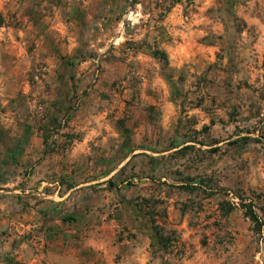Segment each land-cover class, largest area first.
Returning <instances> with one entry per match:
<instances>
[{
    "label": "rangeland",
    "instance_id": "374dc122",
    "mask_svg": "<svg viewBox=\"0 0 264 264\" xmlns=\"http://www.w3.org/2000/svg\"><path fill=\"white\" fill-rule=\"evenodd\" d=\"M1 183L0 264H264V0H0Z\"/></svg>",
    "mask_w": 264,
    "mask_h": 264
},
{
    "label": "trees",
    "instance_id": "16d2710c",
    "mask_svg": "<svg viewBox=\"0 0 264 264\" xmlns=\"http://www.w3.org/2000/svg\"><path fill=\"white\" fill-rule=\"evenodd\" d=\"M237 197L240 200L241 207L245 210L246 217L250 218L251 221H253V223L257 225V230L261 231V228L264 223L261 221L262 219L257 212L259 208L258 203L252 199H244L242 195ZM259 209H261L262 211L264 210L263 207H260ZM153 230L155 233L154 238L159 240L163 245H165V238L163 237V235H161V233H159L158 227L156 225L153 226Z\"/></svg>",
    "mask_w": 264,
    "mask_h": 264
},
{
    "label": "crops",
    "instance_id": "0c3cea01",
    "mask_svg": "<svg viewBox=\"0 0 264 264\" xmlns=\"http://www.w3.org/2000/svg\"><path fill=\"white\" fill-rule=\"evenodd\" d=\"M6 183H1L0 184V193H11V194L15 193L12 190L4 189L5 187L9 186ZM72 190L73 189H70L68 191V193L62 194L61 196H58V194H56V196H57V198L59 200H64V201H67L68 198L74 199L75 195L72 193ZM24 194H27V191H25L23 193V195ZM1 196L2 195H0V198H1ZM16 211L17 210L13 206H9V205H7V204H5L3 202L2 203L0 202V222L2 224H4V223H8L9 225L13 224V222L15 221V218L18 217V215L15 213Z\"/></svg>",
    "mask_w": 264,
    "mask_h": 264
}]
</instances>
